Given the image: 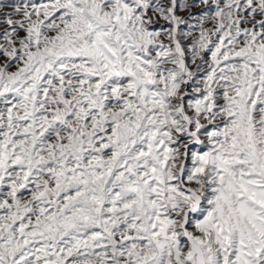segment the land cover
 <instances>
[{
    "label": "snow or ice",
    "instance_id": "snow-or-ice-1",
    "mask_svg": "<svg viewBox=\"0 0 264 264\" xmlns=\"http://www.w3.org/2000/svg\"><path fill=\"white\" fill-rule=\"evenodd\" d=\"M0 264H264V0H0Z\"/></svg>",
    "mask_w": 264,
    "mask_h": 264
}]
</instances>
